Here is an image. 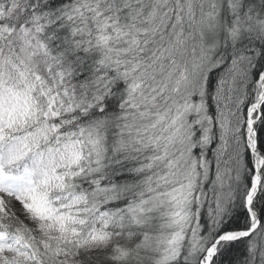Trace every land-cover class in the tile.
Returning a JSON list of instances; mask_svg holds the SVG:
<instances>
[{
  "label": "snow or ice",
  "instance_id": "snow-or-ice-1",
  "mask_svg": "<svg viewBox=\"0 0 264 264\" xmlns=\"http://www.w3.org/2000/svg\"><path fill=\"white\" fill-rule=\"evenodd\" d=\"M0 264H264V0H0Z\"/></svg>",
  "mask_w": 264,
  "mask_h": 264
}]
</instances>
